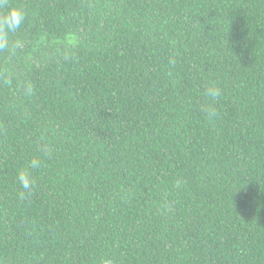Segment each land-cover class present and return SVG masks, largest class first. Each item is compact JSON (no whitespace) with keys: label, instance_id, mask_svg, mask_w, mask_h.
Masks as SVG:
<instances>
[{"label":"trees","instance_id":"trees-1","mask_svg":"<svg viewBox=\"0 0 264 264\" xmlns=\"http://www.w3.org/2000/svg\"><path fill=\"white\" fill-rule=\"evenodd\" d=\"M9 7L0 264H264V0Z\"/></svg>","mask_w":264,"mask_h":264},{"label":"clouds","instance_id":"clouds-1","mask_svg":"<svg viewBox=\"0 0 264 264\" xmlns=\"http://www.w3.org/2000/svg\"><path fill=\"white\" fill-rule=\"evenodd\" d=\"M4 2L5 0H0V3ZM24 22L25 13L18 8L9 7L3 18H0V33L19 30ZM4 43L3 36H0V46H4ZM207 95L215 100L220 95L219 89L209 88L207 89ZM209 115H212V113L209 112ZM39 166L40 161L37 159H33L30 163L31 168L35 169ZM17 182L26 191H31L34 187L35 179L27 170H21L17 174Z\"/></svg>","mask_w":264,"mask_h":264}]
</instances>
